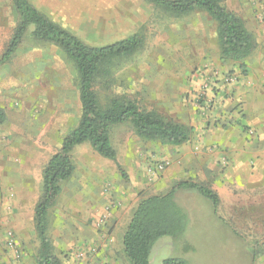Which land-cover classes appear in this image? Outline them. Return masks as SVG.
I'll list each match as a JSON object with an SVG mask.
<instances>
[{
    "label": "rangeland",
    "instance_id": "rangeland-1",
    "mask_svg": "<svg viewBox=\"0 0 264 264\" xmlns=\"http://www.w3.org/2000/svg\"><path fill=\"white\" fill-rule=\"evenodd\" d=\"M28 1L89 46L110 45L136 34L143 37V46L138 52L114 61L107 76L96 80L94 90L101 106L113 97L125 96L141 109L156 110L179 123L180 119L186 122L190 116H177L175 113L192 105L203 109V112L210 110L212 104L208 88L214 90L219 81L224 86V79L229 78L228 84L241 83L247 91L243 103L248 109L242 111L245 122L239 123L241 131L253 132L252 127L246 124L252 115L255 116L251 121H260L258 132L262 138L256 149L264 152V60L256 69L258 74L253 81H250V75H246L250 72L246 64L239 73H244V78L231 68L224 69V66L228 68L231 65V61H221L216 23L206 13L196 11L185 17H176L145 0ZM243 2L225 0L223 6L242 19L256 43L257 57L264 50L263 32L260 33L264 26V0H259V6L251 1L254 8L258 7L256 16L244 12ZM16 22L11 0H0V56ZM78 89L77 71L64 52L53 44L36 42L29 36L10 61L0 66V107L6 116L0 125V264H37V234L29 240L30 248L22 249L13 227L7 224L13 214L14 187L20 177L25 176L19 173L18 166L23 158L24 162L32 164L34 171L37 166V173L41 169L39 200L43 168L60 148L63 137L79 122ZM110 143L121 172L114 162L97 155L89 143L74 147L71 153L76 172L60 184L61 192L48 216L47 235L61 264H69L72 252L61 246L57 234V224L67 213L65 208L68 212L69 206L76 208V199L84 198L82 203L85 205L96 201L92 217L88 213L92 210H86L84 206L81 228L95 236L106 234L103 239L113 245L115 251L116 243L110 238L112 228L104 229L106 223L99 226L96 221L103 215L109 221L114 207L122 205V233L129 223L132 209L142 196L148 195L147 189L157 181V174L148 173L149 167L165 161L155 157L157 148L164 145L139 139L129 123L112 127ZM258 160H252V166ZM261 168L256 177L258 183L246 189L262 185L255 196L263 203L242 208L243 217L240 219L244 224L240 225V232L254 244V251L258 252L261 264H264V167ZM27 177L31 181L29 194L34 200L37 196L36 180L32 175ZM81 186L85 189L83 197L78 194ZM118 191L126 194L119 196ZM195 198L192 217L188 218L183 238L179 241L170 237L159 239L155 245H169L156 252L153 249L150 264H162L167 258H183L187 264H246V248L233 238L221 221L214 218L210 206L203 202L205 199ZM74 217L77 218L76 215ZM91 245H83L90 247L89 253L95 249ZM121 257V264H130L124 254Z\"/></svg>",
    "mask_w": 264,
    "mask_h": 264
},
{
    "label": "trees",
    "instance_id": "trees-1",
    "mask_svg": "<svg viewBox=\"0 0 264 264\" xmlns=\"http://www.w3.org/2000/svg\"><path fill=\"white\" fill-rule=\"evenodd\" d=\"M145 1L176 17H185L196 11L206 13L216 23V37L222 62L231 61L244 66L256 49V43L242 19L223 6L225 0ZM11 8L17 22L0 56V66L10 61L29 36L36 42L59 47L74 65L79 80V122L63 137L60 148L43 168L42 193L34 210V227L39 242L37 264H61L47 235L48 216L61 192L60 184L68 181L74 173L71 156L74 147L89 143L97 155L114 162L121 172L116 152L110 143L112 127L129 123L139 139L164 146L187 143L192 137L193 129L156 110L141 109L135 101L125 96L113 97L105 106L99 104L94 90L96 80L107 76L114 61L138 52L143 46L142 36L136 34L101 47L89 46L39 12L28 0H11ZM5 118L0 107V125ZM179 189L195 190L214 207L218 204L217 195L208 187L190 181L180 182L164 194L142 196L132 211L122 237L123 254L130 264H150L152 249L159 239L177 238L183 232L186 215L178 206L175 197ZM162 264L187 262L182 258H167Z\"/></svg>",
    "mask_w": 264,
    "mask_h": 264
},
{
    "label": "crops",
    "instance_id": "crops-1",
    "mask_svg": "<svg viewBox=\"0 0 264 264\" xmlns=\"http://www.w3.org/2000/svg\"><path fill=\"white\" fill-rule=\"evenodd\" d=\"M251 1L255 2V6H259L257 5L259 0H244L241 6L244 8V12L251 14V16H256L257 13L255 11L258 7L254 8ZM261 28L260 33L262 34L263 32L264 37V26ZM263 54L264 50L261 51L260 56L255 57L256 53L254 50L252 55L245 61V64L250 69V72L246 73V75H250V81L257 78L258 71L256 69L260 68L263 64ZM245 66L231 62V65L228 68L224 66V69L229 70L231 68L240 78H244V73H239H241V69ZM214 86H216L214 90L212 87L208 88L211 100L210 104H212L210 110L208 109L203 112V109L192 105L175 113L177 116H183V114L190 116L186 122L180 118L179 121L180 123L189 125L193 129L192 137L187 143L180 146L157 148L155 157L168 161L169 166L163 172L157 173V181L152 187L147 189V194H164L178 183L184 181L208 187L218 197L216 207L195 190L179 189L176 191V202L186 215V224L179 237L170 238L173 241H179L183 238L188 218L192 217V211L195 206V201L193 200L198 196L200 199H205L203 202L210 206V211L214 218L221 221L224 228L232 233L233 238L246 248L248 251L245 253L246 264H261L258 252L254 251V244L249 242L244 234L240 232L242 230V226L240 225L244 224L240 219L243 217L241 215L243 213L241 211L242 208L255 207L263 203L256 199L255 196V192L261 191L262 185L258 188L246 189L247 187L252 188V184L258 183L256 182V177L262 169L261 166L264 167V152H257L256 149L257 144H261L262 142V138L258 132L260 121L257 119L256 121H251L255 118L252 115V119H249L246 126L252 127L253 132H242L241 125L239 124L241 121L245 122L242 111L248 109L247 105L243 103L246 97L245 94L247 93L246 89L241 83L236 85L232 83L228 84L225 80L224 86L221 84V81ZM21 159L22 164L18 166V170L20 174H25V176L20 177L19 183L14 187L16 197L13 200V214L10 216L7 224L13 227L22 249H27L30 248L29 240L36 234L34 230V210L39 197L41 169H38L37 173V166L34 171V167H31L32 164L29 165L23 161V158ZM254 159L259 160L255 161V166H252V160ZM24 170L25 172L23 173ZM28 175H32V178L36 180L37 196L34 200L29 194L31 181L28 180ZM81 187L78 190V194H82L80 196L83 197L85 189L83 186ZM123 193L118 191L117 194L120 196ZM84 201V198L81 200L76 199L74 201L76 208L69 206V212L65 208L67 213L64 214L63 219H60L61 222L57 224V234H59L58 238L62 242L61 246L65 250H72L69 264H121L123 261L121 257L123 256V246L121 244L126 227L121 233L120 217L124 207L122 208V205L118 208L115 206L109 221L106 222L104 227V229L112 228L110 238L116 243V250L114 251V246L109 245L103 239L106 234L101 233L95 236L81 228L84 224L83 211L85 209L92 210L88 212L92 217L93 210H96L97 207L96 201L87 205L82 203ZM70 209H72L71 212ZM78 214L80 215L78 216ZM75 215L77 218L74 217ZM89 243H92L91 246L95 248L91 253H89L90 249H88L90 247L83 246L84 244L89 245ZM166 245H169V243L154 245L155 248L153 247L154 251L153 249L152 251L156 252ZM77 251L84 255L79 260L77 259L78 257L76 258ZM108 252L110 253V258L107 256Z\"/></svg>",
    "mask_w": 264,
    "mask_h": 264
},
{
    "label": "built area",
    "instance_id": "built-area-1",
    "mask_svg": "<svg viewBox=\"0 0 264 264\" xmlns=\"http://www.w3.org/2000/svg\"><path fill=\"white\" fill-rule=\"evenodd\" d=\"M225 82H229L231 81V79L229 78H226L224 79ZM169 166V162L168 161H162V162H159V163H156L154 166H151L149 167L148 169V173L150 174H157V173H160V172H163V170L166 169V167ZM107 221V216L106 215H103L102 217H100L97 221H96V225H102L104 223H106ZM84 255L82 253H78V257H83Z\"/></svg>",
    "mask_w": 264,
    "mask_h": 264
}]
</instances>
